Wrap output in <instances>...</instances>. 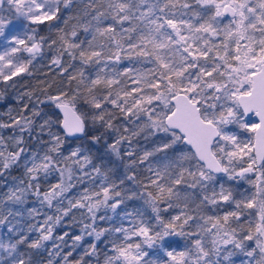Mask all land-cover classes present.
Instances as JSON below:
<instances>
[{"label": "snow or ice", "instance_id": "snow-or-ice-1", "mask_svg": "<svg viewBox=\"0 0 264 264\" xmlns=\"http://www.w3.org/2000/svg\"><path fill=\"white\" fill-rule=\"evenodd\" d=\"M46 48L61 85L20 91ZM0 82V100L18 91L0 120V264H101L100 243L102 264H264V0H0ZM74 209L88 222L55 235Z\"/></svg>", "mask_w": 264, "mask_h": 264}, {"label": "trees", "instance_id": "trees-1", "mask_svg": "<svg viewBox=\"0 0 264 264\" xmlns=\"http://www.w3.org/2000/svg\"><path fill=\"white\" fill-rule=\"evenodd\" d=\"M60 26H63L62 23L60 24ZM41 35H55V33H50L49 30L47 28H42L41 30ZM46 55L44 56V58L42 60L38 59L37 62L34 64V67L32 68V72L33 75L32 76H24L22 78L19 79V83L17 84V89H19L20 91H24L26 89H39L41 87H43L45 82H51L53 79L55 80V84L53 85V89H55L57 86L61 85V81L62 78L59 75V70H51L50 69V59L52 56V52L49 51L47 48L45 49ZM128 66H133L136 68H142V69H147L150 68L151 65L149 64H131L129 61H124L120 67H128ZM71 71V69L69 70ZM3 88V84H1L0 89ZM17 89H12L9 88L7 89V93L5 95V98L3 100H0V120H7V116L3 115V113L7 112L9 110V108L12 109H16L17 108V101L14 99L15 96L18 95V91ZM53 89H49V91H53ZM67 90V89H65ZM39 94V93H38ZM41 99H43V96H41ZM44 111L49 112L50 113V109L45 108ZM13 114H15V112H13ZM129 127H134V125H128ZM7 134V133H5ZM251 133H246L245 137H248V139L252 138ZM45 139H47V137H45ZM153 139L155 138H149L147 140H145L142 136L141 137H136L133 139V146L135 147L136 151L139 153L141 152V150H150L153 147ZM33 146L35 147V142H32ZM68 143H72L71 140L68 141ZM101 150V153H103L104 149H103V144L98 146ZM124 149L128 148V145H123ZM188 148V147H187ZM94 154H97L94 152ZM110 159L109 157L105 156V162H107V160ZM111 159H114L111 158ZM125 162H127L125 160ZM97 163H99V161H97ZM121 171L123 170L122 168L120 169ZM140 172V178H143L144 175H146V173L144 172L143 166L139 169ZM19 175V173H17L16 171H13L12 176H17ZM12 176H9L7 178L9 186L11 185V180H12ZM58 180V174H52V176L50 177L49 180L47 181H43L42 182V190H47L48 186L52 183H56V181ZM0 183H3L2 181H0ZM75 183V187L72 188L68 193H66V196L68 198H78L84 191L85 188H88L90 191L92 190H98V186L100 184V178H96L95 181L92 180H88L85 179L83 183H80L78 181H74ZM244 187H250L247 184L243 185ZM6 191L5 188L0 187V192H4ZM67 203V201H65V204ZM141 203V201L138 200H134V201H129L128 202V207L132 208L135 206H139V204ZM26 207L28 208H32L35 207L37 208L41 214H48V215H54V209H50L46 206L41 207V205L36 201L35 197H30L28 200V203L26 205ZM74 214H75V220L72 219V217H67L65 218V221L62 225H58L56 227L55 230V235H60L62 234L64 231H68L72 234H79L80 232V221L83 220L84 222H88L86 219V211L83 209H74L73 210ZM85 213V215H81V213ZM101 215L104 214L103 211L100 213ZM108 215H112L110 212L108 213ZM38 221L42 220V215L38 216L36 218ZM29 223L34 222L31 219H28ZM97 223L101 226V227H107L108 223L107 221H97ZM33 237H35L37 234L36 233H32L31 234ZM0 238L7 241L10 238V234L7 232V229L4 227H0ZM13 242L15 240V237L12 236L11 237ZM90 239V238H88ZM71 243V241L69 240V244ZM48 247H51V242H49ZM99 249L101 251V264H102V260H103V255L102 253L105 250V244L100 243L99 244ZM68 248H64V251H68ZM83 252L82 248H77L76 251L73 253V255L75 257H79ZM44 256H47V253L44 252L43 253ZM236 259V258H234ZM94 264V261H93ZM236 264H239V259H236Z\"/></svg>", "mask_w": 264, "mask_h": 264}, {"label": "water", "instance_id": "water-1", "mask_svg": "<svg viewBox=\"0 0 264 264\" xmlns=\"http://www.w3.org/2000/svg\"><path fill=\"white\" fill-rule=\"evenodd\" d=\"M57 111H58V110H57ZM59 115H60V118L62 119V118H63V114H62V113H59ZM251 119H252L253 121H255L256 123L259 122V118L256 117V116H254V115L251 116ZM187 147H188V148H191V146H187Z\"/></svg>", "mask_w": 264, "mask_h": 264}, {"label": "rangeland", "instance_id": "rangeland-1", "mask_svg": "<svg viewBox=\"0 0 264 264\" xmlns=\"http://www.w3.org/2000/svg\"><path fill=\"white\" fill-rule=\"evenodd\" d=\"M37 61L34 62V64L36 63ZM2 82H0V86H1ZM252 123H256V122H252ZM245 139H248V137H244ZM93 152H95V149L93 150ZM1 239V238H0ZM0 255H2V253H0Z\"/></svg>", "mask_w": 264, "mask_h": 264}, {"label": "flooded vegetation", "instance_id": "flooded-vegetation-1", "mask_svg": "<svg viewBox=\"0 0 264 264\" xmlns=\"http://www.w3.org/2000/svg\"><path fill=\"white\" fill-rule=\"evenodd\" d=\"M251 122H255V121H253V120L251 119Z\"/></svg>", "mask_w": 264, "mask_h": 264}]
</instances>
